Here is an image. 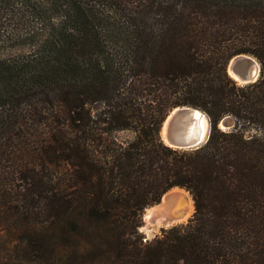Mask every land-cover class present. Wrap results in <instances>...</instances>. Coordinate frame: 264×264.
I'll return each instance as SVG.
<instances>
[{"label":"trees","instance_id":"obj_1","mask_svg":"<svg viewBox=\"0 0 264 264\" xmlns=\"http://www.w3.org/2000/svg\"><path fill=\"white\" fill-rule=\"evenodd\" d=\"M30 17L31 50L0 58V264H264V0H0ZM183 105L210 123L195 149L159 137ZM173 187L192 216L143 242Z\"/></svg>","mask_w":264,"mask_h":264},{"label":"water","instance_id":"obj_2","mask_svg":"<svg viewBox=\"0 0 264 264\" xmlns=\"http://www.w3.org/2000/svg\"><path fill=\"white\" fill-rule=\"evenodd\" d=\"M226 72L238 84H246L259 77L260 65L251 55L237 54L228 60ZM199 118L203 119V128H198L196 122ZM190 126L195 131L194 133L189 131ZM217 126L223 130H229L233 128L234 121L226 115L218 121ZM209 130L210 123L204 111L193 106L183 105L174 107L167 112L160 124L159 137L169 147L182 150L195 149L206 141ZM161 197L157 203L161 201Z\"/></svg>","mask_w":264,"mask_h":264},{"label":"rangeland","instance_id":"obj_3","mask_svg":"<svg viewBox=\"0 0 264 264\" xmlns=\"http://www.w3.org/2000/svg\"><path fill=\"white\" fill-rule=\"evenodd\" d=\"M44 25L45 24L42 21H40L35 17H30L28 18V20H23V21L19 19H17V21L16 20L9 21L8 19L2 18L0 20V58L10 57L15 54H25L26 52L31 50L32 48L31 45L33 43L31 40L32 33L40 32L44 28ZM97 107L98 105H93L92 109L97 110ZM117 135L119 136V138H123V139H129L132 136V134L127 131L118 132ZM181 189H183L191 199L192 202L191 212L187 215V217L183 221L168 226L157 227L154 231L150 233V236L148 237L146 236L143 227H152V225L147 223L146 220H143L142 218V214L145 210L144 208L140 214L139 225L137 227V231L141 235L142 241L146 239V241L143 242H148L152 240L154 237L159 236L162 230H166L172 226L187 223L188 219L192 216V213L194 211L193 201L189 192L184 188Z\"/></svg>","mask_w":264,"mask_h":264},{"label":"bare ground","instance_id":"obj_4","mask_svg":"<svg viewBox=\"0 0 264 264\" xmlns=\"http://www.w3.org/2000/svg\"><path fill=\"white\" fill-rule=\"evenodd\" d=\"M196 115V114H195ZM198 128H203V119L197 120ZM189 131L194 133L192 126ZM192 210V202L187 193L179 188L173 187L165 192L161 201L148 206L144 210V220L152 227H143L146 236L157 227L168 226L183 221Z\"/></svg>","mask_w":264,"mask_h":264}]
</instances>
